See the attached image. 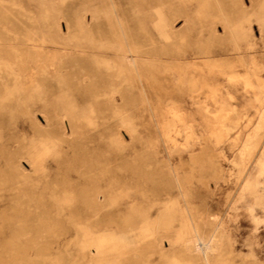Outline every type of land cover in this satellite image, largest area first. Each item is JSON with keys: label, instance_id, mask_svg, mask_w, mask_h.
Segmentation results:
<instances>
[{"label": "rangeland", "instance_id": "1", "mask_svg": "<svg viewBox=\"0 0 264 264\" xmlns=\"http://www.w3.org/2000/svg\"><path fill=\"white\" fill-rule=\"evenodd\" d=\"M0 62V264H197L189 194L211 264H264V0H0Z\"/></svg>", "mask_w": 264, "mask_h": 264}, {"label": "bare ground", "instance_id": "2", "mask_svg": "<svg viewBox=\"0 0 264 264\" xmlns=\"http://www.w3.org/2000/svg\"><path fill=\"white\" fill-rule=\"evenodd\" d=\"M252 1V0H250ZM244 5V4H242ZM248 8V7H247ZM224 20V19H223ZM250 20V19H249ZM263 22V21H261ZM240 29V28H239ZM241 30V29H240ZM248 30V29H247ZM230 31V30H229ZM10 34V33H9ZM12 34V33H11ZM170 34V33H169ZM233 37V36H232ZM248 37L251 39L252 38V34L249 33L248 34ZM124 38V37H123ZM125 41V40H124ZM225 41V40H224ZM29 42V41H28ZM32 42V41H31ZM33 43V42H32ZM40 43V42H39ZM46 43V42H44ZM236 43V42H235ZM37 44V43H36ZM43 44V43H42ZM253 41L252 42H249V43H246L244 46L246 48L247 51H250L253 49ZM127 45V44H126ZM42 48V47H41ZM40 48V49H41ZM129 48V47H128ZM33 49V48H32ZM36 49V48H34ZM123 49V48H122ZM124 50V49H123ZM125 51V50H124ZM123 51V52H124ZM250 53V52H249ZM242 56V55H241ZM20 57V56H19ZM130 59V58H129ZM252 58L250 57L249 59H246L245 63L246 65H243L242 63H238L240 64L239 65V69L240 71L238 72V74L240 76H243L245 77V75H247V72L244 70V67H248L249 71L248 72H251V67L250 65L252 64ZM16 61V60H15ZM100 61V60H99ZM105 61V60H104ZM145 61V60H144ZM106 62V61H105ZM103 63V62H102ZM101 63V64H102ZM2 64V62H0V65ZM29 64V63H28ZM157 64V63H156ZM109 65V64H108ZM2 66V65H1ZM153 66V65H152ZM155 66V65H154ZM6 67H7V63H6ZM113 67V66H112ZM111 67V68H112ZM21 68V67H20ZM132 68H135L134 66ZM1 69V67H0ZM8 71L10 68H8ZM14 70V69H13ZM112 70V69H111ZM134 70V69H133ZM154 70V69H153ZM12 71V70H11ZM15 71V70H14ZM17 71V70H16ZM20 71V70H19ZM107 71V70H106ZM131 71V70H130ZM136 71V69L134 70ZM171 71V70H170ZM198 71V70H197ZM2 72V71H1ZM111 72V71H110ZM113 72V71H112ZM253 72V71H252ZM8 73V72H7ZM18 74V73H17ZM33 74V73H32ZM192 74V73H191ZM196 74V73H195ZM200 74V73H199ZM6 75V74H5ZM128 75V74H127ZM171 75V74H170ZM201 75V74H200ZM11 76V75H9ZM31 76V75H30ZM133 76V74H132ZM136 76H137V80H139L140 83H142V81L140 80V77L136 71ZM222 78H223V81H224V77L225 75L224 74H221ZM14 77V76H13ZM29 77V76H28ZM216 77V76H215ZM213 77L212 79V82L209 83V86H210V93L206 94L204 98H202L200 101H195V105L197 107L196 109V112H200L202 111L203 113L207 114L209 117H211L213 119V122L212 123H208V122H205V124L203 125L204 128H203V131L206 129H208L209 133L207 134H203L204 137L206 138V141L209 145L210 148H214L215 145H214V140L216 142H220V140L225 136V131H224V128H222V126H219L217 124V117L218 115L220 114V110L218 109H215V107H212L211 104H212V101H213V96L214 95H217V82L215 81L216 78ZM1 79V78H0ZM29 79V78H28ZM135 79V78H134ZM26 80V79H25ZM31 80V79H30ZM171 80V79H170ZM190 80V79H188ZM220 80V79H219ZM2 81V80H1ZM15 81V80H14ZM17 81V80H16ZM136 81V80H134ZM32 83V82H31ZM173 83V82H171ZM136 84V83H135ZM248 84L250 87H252L253 89H256L258 88V91L260 92L263 91L262 87H264V81H261L260 78H256V77H253L252 79L249 78V81H248ZM177 85V84H176ZM243 85V84H242ZM143 87V91H144V94H145V100H147L146 102L148 103V101H150L151 103L155 104L156 107L152 110L153 112V116H158V118H166L165 114L162 112V110L159 108L158 106V101L156 98L153 97V95L151 96L148 92L150 89L146 88L143 84L141 85ZM228 87V86H227ZM233 87V85H232ZM140 88V87H139ZM183 88V87H182ZM232 89V88H231ZM235 89V88H234ZM243 89V88H242ZM241 89V90H242ZM209 90V89H208ZM224 90V89H223ZM228 91V90H227ZM226 91V93H227ZM250 92V91H249ZM253 92V91H252ZM232 93V92H231ZM177 96H178V105H181L183 103H186V104H190V105H194L193 101L197 98V96H194V95H191L190 93H185V92H182L181 90L180 91H177ZM234 94V93H233ZM232 95V94H231ZM218 98V97H217ZM116 99V98H115ZM170 99V98H169ZM215 99V98H214ZM168 100V99H167ZM220 100V98H219ZM258 100H259V97H258ZM165 103V101H162V103ZM176 103V102H175ZM220 103V102H219ZM170 104V103H169ZM205 105V108L204 107H200V105ZM220 105V104H219ZM149 106V105H148ZM153 106V105H152ZM150 107V106H149ZM153 108V107H152ZM171 108V107H170ZM173 109V108H172ZM145 110V109H144ZM175 110V108H174ZM147 111V110H146ZM149 115V114H148ZM176 115V114H175ZM170 116V115H169ZM179 115L177 114V117ZM150 117V116H149ZM168 117V116H167ZM175 117V116H172V118ZM171 118V119H172ZM175 119H178L175 117ZM160 120V119H159ZM174 120V119H173ZM172 120H170L169 122L171 123ZM160 122V121H159ZM154 123V121H153ZM169 123V124H170ZM157 124V123H156ZM159 124V123H158ZM168 124V125H169ZM172 125V124H171ZM263 125V124H261ZM260 125V126H261ZM158 126V125H157ZM173 126V125H172ZM184 127V132H183V138H184V144H185V147L184 148H187L189 147V149H193V146L191 145V140L193 141V138H192V133L194 131V126L192 124H185L183 125ZM168 129V128H167ZM167 129L165 131H162V137H164V140L165 142L167 143V147L170 149V147L168 146V144H171V145H174L173 149H172V153L173 154H181L183 152V150H180V148H177V146L175 145V141L173 139H171V137H168L167 135ZM171 129V128H170ZM173 129V128H172ZM158 130V129H157ZM170 131V130H169ZM172 132V131H171ZM159 133V131H158ZM157 134V133H156ZM171 134V133H170ZM158 135V134H157ZM175 135V134H174ZM172 136V134H171ZM161 138V137H160ZM256 139L255 140V144L256 145H259L261 147L264 148V140H262L259 136H255ZM214 139V140H213ZM162 140V138H161ZM195 140V138H194ZM163 142V141H162ZM179 145V144H178ZM245 151H246V154L249 153L251 151V149H248V148H245ZM171 166V165H170ZM188 168V167H187ZM262 169V168H261ZM263 171V170H262ZM245 175V174H242V176ZM240 177V176H239ZM177 183V182H176ZM179 185V184H178ZM255 185V184H254ZM177 186V185H176ZM258 186V184H257ZM256 186V187H257ZM179 187V186H178ZM179 191V190H178ZM256 196V194H255ZM183 197V196H181ZM257 197V196H256ZM182 199V198H181ZM184 201H185V205H186V209H185V214L187 215V225H188V231H189V235L190 237L192 238L191 239V243L189 245H184L183 246V250H185L186 252H188L189 254H191V257H189V259H191L193 262H196L197 264H211V259L212 258H220L221 255H220V245H219V242L222 240V229L220 227V225L216 228L215 232L207 239V240H203L198 232V229H197V226H196V222L190 217V210H195L196 212L200 213V211H204L205 212V208L203 207H196L193 205V203L191 202V195L189 194L188 196L186 197H183ZM206 217V216H205ZM201 219V218H200ZM149 228V227H148ZM143 232V230H142ZM146 232V231H145ZM151 232V231H150ZM136 233V232H135ZM140 232H138L139 234ZM137 234V236H138ZM136 235V234H135ZM143 235V234H142ZM139 237V236H138ZM142 237V236H140ZM137 238V237H136ZM88 240V239H87ZM99 241V240H98ZM90 242V241H88ZM100 245V244H99ZM98 245V246H99ZM166 245V244H165ZM164 245V246H165ZM87 247V246H86ZM90 247V246H89ZM93 249V248H92Z\"/></svg>", "mask_w": 264, "mask_h": 264}]
</instances>
